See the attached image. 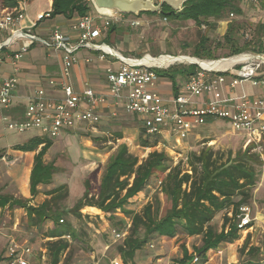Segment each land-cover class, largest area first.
I'll return each mask as SVG.
<instances>
[{"label":"rangeland","instance_id":"rangeland-1","mask_svg":"<svg viewBox=\"0 0 264 264\" xmlns=\"http://www.w3.org/2000/svg\"><path fill=\"white\" fill-rule=\"evenodd\" d=\"M19 2L25 3V12L31 22L39 20L41 14L38 13L46 11L49 7L48 0H18L17 4ZM2 5L6 6V3ZM240 6L244 12L243 16L229 14L222 22L218 23L216 29H211L206 25L199 26L192 21L166 20L159 15L126 16L124 18L126 23L113 24L117 29L115 33L117 41L114 47L120 53L138 59L145 56L157 58L171 55L186 56L203 61L204 59L196 58L198 55L195 52L202 38H207L213 55L223 59L230 53V47L224 41L230 25L235 26L234 37L240 46L251 39L256 43H259L260 39H263L264 42V31L260 28L264 25V9L258 1L254 0H243ZM132 19L138 20L141 25L131 26L128 22ZM52 24L42 23L39 28L43 27L46 31H52ZM36 32L39 35L43 34L42 30ZM1 35L4 34L0 32V37ZM24 45L30 48L33 44L31 41H25ZM15 49L16 46L12 48V50ZM47 53L49 52L45 47L37 44L22 61L28 62L30 59L33 61L35 58H40V55L46 58ZM94 55L93 57L97 59L98 54ZM204 61L209 64L205 67L212 68L214 66L208 61L215 60ZM111 62L116 61L112 59ZM112 67L118 69L119 65L115 64ZM195 67H191L189 64H176L169 70L159 71L158 74L159 76L175 75V81L177 84H181L186 79L179 71L188 69L193 72ZM172 85L173 80L169 76L161 77L156 89L152 91H156L164 97L168 90H172ZM259 87H252L251 83L246 82L240 84L236 92L240 93L245 90L249 96L255 97L258 95ZM3 114L6 115L7 111H3ZM107 123V125H98L97 127L90 124L77 125L71 132L61 134L45 159L46 164H52L55 170L52 183L41 187L36 197L32 198L30 195L31 198L26 204L27 208L36 209L41 206L47 199L46 194L49 191L63 185L68 187L69 198L63 202L62 218L66 224L74 227L77 236H79V241L73 239L69 241L72 252L69 264H113L115 261H120L123 264H155L159 259H162L160 264H183L186 261L184 260L185 255L187 260L192 257V260H189L187 264H205L202 256L194 253L195 249L201 247V238H189L185 234H179L174 238L154 239L138 250L132 259H127L129 261L126 263L128 248L124 243L128 237L123 241H116L115 233L125 231L132 225L129 215L125 214L123 210H118L115 214L102 211L97 214L84 208L81 211V219L74 217L75 206L86 193V179L89 178L91 182V193L97 195L102 176L120 147L126 146L129 153L138 158L140 162L151 153L150 147H145L147 137L143 135L144 123L136 116L120 113L117 118L110 117V121ZM118 125L125 129L120 131ZM198 128L200 129H195L194 135L181 143L176 142V136H167V141L171 144L162 150L175 165L180 161L186 162V157L192 153L211 152L212 160L218 164L226 163L230 158L239 160L245 156L247 152L244 149L246 136L234 131L230 123L219 120L213 126L207 125ZM120 134L123 138L119 140L118 135ZM37 135H39L37 131H29L24 134L14 133L7 129L4 122H0V195L27 200L18 194L12 177L7 176L11 172L9 171L10 161L3 160L2 156L17 155L15 160L22 161L20 154L23 151L20 150V147L28 144ZM261 163L262 166L257 167L258 170L256 169L258 177L256 187L252 191V200L247 205L251 209V217L254 220L253 235H249L251 236L249 239L248 234L250 233H247L246 236V240H249L248 249L244 253H240L241 248H230L222 243L219 246L221 250L211 253L212 256H220V258L231 260V262L239 260V264H264V160ZM20 166L16 165L14 172L18 171ZM152 197L153 195L147 199L142 196L132 201L133 203L130 202L125 210L141 213L145 205L152 201ZM160 198L164 204L163 196L160 195ZM26 214V208L0 207V264H8L5 256L12 239H16L20 244L28 242L32 246L35 252L32 264H51L48 256H46V260H42V256L48 242L46 238L53 232L56 227L55 223L50 221L46 225L32 227ZM224 215V212L217 214L212 222L217 232L222 230ZM151 245L153 248L150 247ZM251 248H256L258 251L249 253ZM220 252H223V255H220ZM197 259L198 261H196ZM64 260L65 257H63Z\"/></svg>","mask_w":264,"mask_h":264},{"label":"built area","instance_id":"built-area-1","mask_svg":"<svg viewBox=\"0 0 264 264\" xmlns=\"http://www.w3.org/2000/svg\"><path fill=\"white\" fill-rule=\"evenodd\" d=\"M4 1L7 0H0V32L6 36L0 42V69L9 63L13 74L7 78L0 76V114L9 131L17 134L37 131L43 138L54 141L62 132L73 130L79 124L97 125L100 122L99 110L112 101L116 108L122 104L126 114L136 116L144 123L146 137L158 142L155 148H150L151 152H164L162 149L171 144L167 141L168 135L176 136V142L181 143L188 140L196 128L214 119L230 123L234 131L245 135L244 149L259 154L264 160V98L249 96L244 91L240 94L236 92L242 83L249 82L252 87L262 84L260 78L264 77V53L249 51L209 61L220 63L219 67L212 68L202 67L199 62L204 60L186 56L126 57L110 45L99 42L107 36L113 24L126 23L125 15L116 14L109 20L99 16L102 23H96L90 15L79 18L72 25V30L79 34L78 42L74 45L71 38L58 29L52 32L48 40L38 37L33 33L34 26H26L25 3L7 7L2 5ZM128 23L131 26L141 25L135 19ZM25 41L62 52L60 77L50 80L49 84L59 88L64 96L61 100H53L46 96L43 89L37 90L34 97L29 99L22 119L14 120L3 115V111L11 109L14 103L19 84L18 66L30 51L24 45ZM14 46H19L17 51H11ZM81 49L98 54L100 62L115 59L119 63L118 70L112 66L106 69V94L97 93L90 87L78 93L72 87L71 73L80 62L77 53ZM162 58L165 59L163 63L160 62ZM233 59L236 61L229 63ZM93 60L88 57L84 63L92 64ZM194 62L200 66L195 67L187 77L178 96L167 99L152 91L160 81L159 71L169 70L176 64H189L192 67ZM2 157L3 160H9L7 155ZM240 212L239 227H247L244 233H248V230L253 229L254 222L251 209L243 206ZM127 237L128 229L115 233L116 241H123ZM63 238L71 240L70 236ZM150 247L153 248V245ZM43 253L42 260H46V249ZM33 257L35 252L28 242L20 244L12 239L5 260L8 264H32ZM113 264L123 263L115 261Z\"/></svg>","mask_w":264,"mask_h":264},{"label":"trees","instance_id":"trees-1","mask_svg":"<svg viewBox=\"0 0 264 264\" xmlns=\"http://www.w3.org/2000/svg\"><path fill=\"white\" fill-rule=\"evenodd\" d=\"M264 9V0H256ZM18 0H7V7H13ZM52 11L50 18L63 16L69 20L75 17L90 15L94 10L90 0H51ZM243 0H189L184 4L181 12H174L164 5L159 15L166 20H186L195 22L199 26H208L216 29L227 15L243 16L241 8ZM144 15V14H141ZM140 15V16H141ZM231 24V23H230ZM229 24V25H230ZM264 31V25L260 27ZM112 26L108 32L109 38L116 33ZM235 26L230 25L224 41L230 47V53L225 58L240 55L246 51L264 53L263 39L256 43L253 39L243 46L234 37ZM196 58L204 60H218L213 55L208 39L202 38L197 49ZM184 79L191 71H179ZM173 80L174 92L178 95L179 86L175 75L164 74ZM185 81V80H184ZM144 133V134H143ZM143 135L145 130L143 129ZM123 136L118 135V139ZM158 142L147 138L145 147L155 148ZM53 142L43 137H36L28 144L20 147L23 152L41 150L35 157L34 167L30 177V192L32 198L39 194V187L52 183L55 173L52 164H46L45 156L52 147ZM211 152L192 153L186 157V162L174 164L164 152L152 151L149 156L140 162L138 158L129 153L126 146L119 148L113 160L109 163L102 176L97 195L91 193V182L86 179V193L75 206L74 217L81 219V211L86 208L91 212L115 214L123 210L132 219L128 228V238L124 245L128 248L126 260L128 263L135 253L146 246L150 241L166 237L174 238L185 234L189 238L200 237L201 247L194 253L206 258L215 252L222 243L238 241L248 228H240V209L247 206L252 200V191L255 189L258 177V168L262 166L259 154L247 150L245 156L239 160L229 159L226 163L218 164L212 160ZM257 169V170H256ZM161 183V185H159ZM144 194L146 198L153 195L141 213L129 212L125 207L130 202ZM160 195L163 196L164 204ZM47 199L41 206L34 209L26 206L29 200H18L9 195H0V207L26 208L30 226L39 227L55 223V228L49 238L45 249L51 264H69L71 239L79 241L74 227L66 224L63 217L62 205L69 198V189L66 185L59 186L47 194ZM133 203V202H132ZM225 213L224 223L220 232L215 231L212 222L217 214ZM231 214V216H229ZM61 221H64L61 223ZM248 241L240 249L244 253L248 249ZM251 248L249 253L257 252ZM63 257L65 260L63 261ZM192 257L184 256L187 264ZM208 258V257H207Z\"/></svg>","mask_w":264,"mask_h":264},{"label":"crops","instance_id":"crops-1","mask_svg":"<svg viewBox=\"0 0 264 264\" xmlns=\"http://www.w3.org/2000/svg\"><path fill=\"white\" fill-rule=\"evenodd\" d=\"M48 1H49L48 9L46 11H41L38 13V14H41L40 19L39 20L36 19L34 20V22H31L30 18L28 20V16H27L26 26L27 27L34 26L33 33L44 40H48L52 32L58 29L65 36L70 37L72 40V44L76 45L78 42L79 34L76 31L72 30V25L79 19V17L78 18L75 17L71 20L64 18L63 16H59L56 18H50L49 14L52 11V2L51 0H48ZM90 16H92L96 20V23H102V21L98 19L99 15L95 11L94 12L92 11ZM42 23L43 24L53 23L52 31H46V29H43V27L39 28L40 24ZM37 30H42L43 34L42 35L37 34L36 32ZM5 37H6L5 35H1L0 42H3L5 40ZM107 37H108V34L104 39L100 40L99 42L100 43L104 42L110 45L111 47L115 48L114 45H116V41H117L115 34L111 35L109 38ZM114 40L115 42L113 43ZM35 45L37 44H33L30 47V50ZM18 47L19 46H16V49L15 50L11 49V51H17ZM45 48L49 52L47 53L46 58L43 55H40V58H35L33 59V61L32 59H30V61L28 62L26 60L22 61L23 59L20 61L19 66H18L20 71H19V74L17 75L18 82H19L18 89L15 93L14 103L11 109L7 110L6 116L14 120L22 119L29 99L31 97H34L36 91L40 89H43L46 92V96L49 99H53V100L63 99V96H64L63 92L59 88L53 87L49 84L50 80L52 79L57 80L60 77L63 54L62 52L58 50L49 49L47 47ZM94 54L96 53L89 51V50H85V49H81L77 53V57L80 59V62L72 70L70 83L72 87L74 88V90L78 93L83 92L84 89L87 87H90L95 92L101 93V94H106L108 92V85L106 81V69L109 66H113L115 64L119 65V63L117 62L113 63L111 62L112 60H110L109 62H100L98 59H96V57L95 58L93 57L95 56ZM88 57H91L94 59L92 64L87 65L86 63H84V60ZM126 57H130V56L127 55ZM12 74H13V69L11 68V65L9 63L6 64L2 69H0V76L2 78H7L11 76ZM260 80H262L263 82L259 87L257 96L264 98V77H261ZM183 84L184 83L182 82L181 84L180 83L178 84L179 86L178 95L181 92V87L183 86ZM243 91L246 92L245 90ZM178 95L175 94L174 86L172 85V90H168L164 98L172 99L173 97H176ZM120 113H125L123 110L122 104H121V107L116 108L112 101L109 102L103 108L99 110L98 115L100 116V122L95 126L97 127L98 125L99 126L107 125L108 124L107 122L110 121V117L117 118L120 115ZM1 118H2V115L0 114V122H3ZM217 121L219 120L209 119L205 126L207 125L213 126L215 125V122ZM79 125L83 126L86 124H79ZM117 127L119 128L120 131H122V129H125V127H121L119 125ZM196 129H200V128H196ZM71 131L72 130L64 131V132H71ZM194 133H195V130L193 131L192 135H194ZM36 137H40V135H37L34 138ZM57 141L58 140H54L53 145H55ZM40 150H41V147L37 151H34V152H21L20 157L22 158V161H19V162L15 160V156L17 155L13 156L12 154H8L9 161H10L9 171L11 172L7 174V176L12 177V181H14V183L16 184L18 194L27 200L31 198L30 196L31 195L30 177H31V173L34 167L35 157L39 153ZM48 152L45 156V159L47 158ZM18 164L21 166L19 167L18 171L14 172V168ZM41 187L43 186H40L39 189H41ZM142 196L145 197V195L142 194L138 198ZM253 229L247 231L248 233H250L248 234V239L251 237L249 235H253L252 233V231H254ZM246 236H247V233L241 235L238 241H235L234 243H231V244L225 243V245L230 246V248H236V249L242 248V244L244 245L246 241ZM161 238L163 239L164 237H161ZM46 240L48 241L49 238H46ZM218 250H221V249L218 248L216 251ZM137 255L139 256V254ZM137 255H136V259H137ZM220 255H223V252H220ZM207 257L202 258L205 264H239L240 262L239 260H235V262H231V260L223 259L222 257L220 258V256L214 257L211 255V253ZM161 261L162 259H159L158 262L155 264H160Z\"/></svg>","mask_w":264,"mask_h":264},{"label":"water","instance_id":"water-1","mask_svg":"<svg viewBox=\"0 0 264 264\" xmlns=\"http://www.w3.org/2000/svg\"><path fill=\"white\" fill-rule=\"evenodd\" d=\"M95 12L102 18H114L116 14L139 17L141 14L159 13L167 5L175 13L183 10L189 0H90ZM174 1V2H173ZM178 1L180 2L178 4ZM177 3V4H174ZM199 67V63L193 64Z\"/></svg>","mask_w":264,"mask_h":264},{"label":"bare ground","instance_id":"bare-ground-1","mask_svg":"<svg viewBox=\"0 0 264 264\" xmlns=\"http://www.w3.org/2000/svg\"><path fill=\"white\" fill-rule=\"evenodd\" d=\"M174 2V1H173ZM180 2L178 1V4H179ZM174 4H177V3H174ZM149 61H150V58L148 59ZM164 58H162L161 60H160V62H164ZM168 60H170V59H168ZM170 61H175L174 59H171ZM236 61V59H233V60H230V62L229 63H233V62H235ZM199 62V61H198ZM209 62V61H208ZM200 63V65L202 66V67H204V68H207V67H205V66H209V64L207 63V62H199ZM213 67H219L220 66V63H213Z\"/></svg>","mask_w":264,"mask_h":264}]
</instances>
